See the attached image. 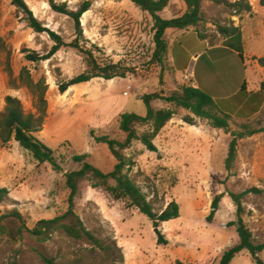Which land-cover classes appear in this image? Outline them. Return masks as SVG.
Segmentation results:
<instances>
[{"label":"rangeland","instance_id":"1","mask_svg":"<svg viewBox=\"0 0 264 264\" xmlns=\"http://www.w3.org/2000/svg\"><path fill=\"white\" fill-rule=\"evenodd\" d=\"M24 1L43 27L66 42L73 40L71 19L52 11L48 0ZM54 1L65 3L69 10L90 1L89 10L80 20L84 45L97 47L95 54L100 58L119 62L133 69V73L112 80L92 79L60 94L59 83L86 71L84 56L64 47L45 61H26V51L44 55L52 42L45 32L30 29L9 0H0V111L5 97L11 96L19 99L26 113H34L35 98L20 83L19 73L25 67L34 79L43 78L47 85V111L37 138L53 151L60 167L54 171L47 163L38 164L14 140L0 149V188L8 190L0 202V216L18 211L28 230L16 242L0 235V264H47V259L55 264H218L222 253L238 242L236 206L230 194L238 195L248 189L258 192L242 197L241 217L255 244H264V131L260 132L264 129V100L255 114L238 110V98L231 100L243 81L249 93L257 92L264 81V68L253 59L264 56V7L259 0H249L253 14H243L241 18L232 16L223 4L203 0V20L197 27L165 32L168 53L161 64L151 61L152 19L129 0ZM185 10L182 0H170L159 16L169 20ZM230 25L241 29L244 62L223 46L218 33L219 26ZM195 55L198 58L193 62ZM183 84L206 91L231 112L229 132L242 126L259 132L238 141L236 159L226 171L229 134L176 108L172 119L153 140L156 152L148 151L139 141L122 151L123 173L145 195L155 213L159 214L172 201L179 206V217L160 223L157 228L166 245L157 244L156 231L146 216L127 209L124 201L110 204L107 195L86 180L80 183L74 212L102 247L74 240L62 232L46 240L30 234L38 221L53 219L66 211L68 190L64 174L80 168L72 160L74 155H85L92 166L103 173L111 172L116 158L107 144L95 138L107 136L122 142L119 115L145 116L143 95L166 96ZM152 106L171 108L161 100L153 101ZM188 115L194 125L184 121ZM145 130L139 128L138 134ZM219 194V208L208 221L211 202ZM258 257L264 262V250ZM230 264H254V260L242 251Z\"/></svg>","mask_w":264,"mask_h":264},{"label":"trees","instance_id":"2","mask_svg":"<svg viewBox=\"0 0 264 264\" xmlns=\"http://www.w3.org/2000/svg\"><path fill=\"white\" fill-rule=\"evenodd\" d=\"M19 13L27 26L36 33L45 32L52 46L50 50L39 55L33 51L25 52V59L30 63H38L49 59L61 48L69 47L78 50L83 56L86 71L67 81L58 84L60 94L65 93L68 88L91 81L92 79L112 80L115 78H125L127 74H132L133 69L123 67L119 62L113 63L100 58L95 54L97 47L87 48L84 45L83 31L81 27V17L90 8V1L82 2L76 10H69L65 3L57 4L54 0H48L52 11L68 16L73 23L74 38L70 42L64 41L56 33L46 29L33 16L24 0H9ZM141 11L146 12L153 22V43L154 51L151 61L161 64L163 58L168 53V45L164 39L165 32L169 29L185 30L189 27H197L203 20L201 3L203 0H182L186 6L185 12L178 17L166 20L159 16L169 4L170 0H129ZM217 4H223L231 11L232 16H239L252 13V6L249 0H237L229 2L226 0H214ZM260 6H264V0L259 1ZM218 33L223 38V46L235 52L240 62H244V49L240 27L219 26ZM199 39L204 40L203 38ZM260 67H264V57L255 58ZM6 70L11 76L8 60ZM24 86L35 98L34 113H26L19 99L6 96L4 108L0 111V149L8 145L12 140L17 142L20 148L27 151L38 164H49L54 171H59L60 167L56 162L53 151L47 148L38 138L37 134L41 130L47 111V101L45 94L47 85L43 78L34 79L30 72L23 67L18 77ZM12 82V81H11ZM235 107L241 109L245 114H255L258 112L264 100V81L261 82L259 90L249 93L246 90V82L243 81L238 92L231 98L236 99ZM141 100L144 103L146 114L139 116L133 113H124L118 117V128L124 134V140L119 142L109 139L107 136L97 137V142L107 144L111 154L116 158V165L109 173H103L96 167L86 162L85 155H74L72 160L80 164L78 170L64 174L65 186L68 190L67 209L57 217L50 220H40L35 227L30 230V234L39 240H46L56 232H62L67 237L74 240H85L92 246L102 247L100 240L96 239L91 232L85 229L81 220L74 212L75 199L80 194V183L88 181L94 189H99L107 195L110 204L124 201L127 209L139 212L146 216L151 222L157 234V244L166 245L167 241L158 231L160 223H167L179 217V206L174 201L170 202L159 214L153 211L151 204L146 200L145 195L124 173L125 160L122 151L129 148L133 141H139L148 151L156 152L157 149L153 140L165 125L172 119L176 108L187 110L195 118L205 120L213 129H223L229 134L230 140L227 142L224 168L229 171L236 159L237 143L239 140L250 137L259 131L251 130L247 126H242L238 131L229 132L228 126L231 112L218 105L210 94L206 91L191 85L183 84L169 95L158 93L143 95ZM161 100L171 106V108L156 109L152 102ZM241 106V107H240ZM238 109V110H239ZM184 121L188 125H194V120L189 115ZM139 128H146L138 134ZM264 131V129H261ZM111 182L113 184H111ZM258 192L256 189H248L238 195L230 194L236 206V233L238 242L226 249L218 264H230L236 255L242 251H247L253 258L254 264H264L259 259L258 254L264 250V244H255L251 232L245 226L241 214L243 212L241 199L248 193ZM8 195V190L0 188V202ZM222 195H215L211 202V211L207 220L209 221L219 208ZM24 231H28L22 215L11 210L0 216V235L7 237L10 241L16 242L22 238ZM47 264H55L51 259L46 260ZM174 264H183L176 261Z\"/></svg>","mask_w":264,"mask_h":264},{"label":"crops","instance_id":"3","mask_svg":"<svg viewBox=\"0 0 264 264\" xmlns=\"http://www.w3.org/2000/svg\"><path fill=\"white\" fill-rule=\"evenodd\" d=\"M260 1V0H259ZM250 2V1H249ZM251 4V3H250ZM252 6V5H251ZM261 7H264V6H261ZM252 14H253V12L250 14V15H248V16H252ZM241 30V29H240ZM233 52V51H232ZM233 53H235V52H233ZM260 57H264V56H260ZM260 57H253V59H255V58H260ZM197 58H198V55H195L194 57H192V59H193V62H196V60H197ZM259 66V65H258ZM262 68H264V67H262Z\"/></svg>","mask_w":264,"mask_h":264}]
</instances>
